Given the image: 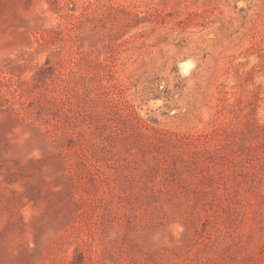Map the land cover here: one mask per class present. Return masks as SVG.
I'll return each mask as SVG.
<instances>
[{
  "label": "rangeland",
  "instance_id": "rangeland-1",
  "mask_svg": "<svg viewBox=\"0 0 264 264\" xmlns=\"http://www.w3.org/2000/svg\"><path fill=\"white\" fill-rule=\"evenodd\" d=\"M0 264H264V0H0Z\"/></svg>",
  "mask_w": 264,
  "mask_h": 264
}]
</instances>
